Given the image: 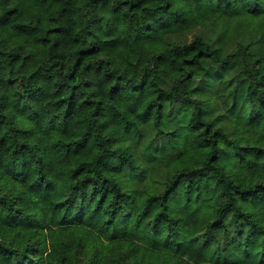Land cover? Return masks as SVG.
Returning a JSON list of instances; mask_svg holds the SVG:
<instances>
[{
    "label": "trees",
    "instance_id": "obj_1",
    "mask_svg": "<svg viewBox=\"0 0 264 264\" xmlns=\"http://www.w3.org/2000/svg\"><path fill=\"white\" fill-rule=\"evenodd\" d=\"M0 264H264V0H0Z\"/></svg>",
    "mask_w": 264,
    "mask_h": 264
},
{
    "label": "rangeland",
    "instance_id": "obj_2",
    "mask_svg": "<svg viewBox=\"0 0 264 264\" xmlns=\"http://www.w3.org/2000/svg\"><path fill=\"white\" fill-rule=\"evenodd\" d=\"M262 24H252L244 20L224 21L213 30L205 32V37L213 45L217 42L224 44V55L233 54L237 41L247 42L249 36L263 33ZM235 70L228 73L233 74ZM208 99L209 116L217 118L225 128L229 127L232 118L237 114L245 113V109L235 105L232 107L231 101L227 99L228 86L223 81H215Z\"/></svg>",
    "mask_w": 264,
    "mask_h": 264
}]
</instances>
